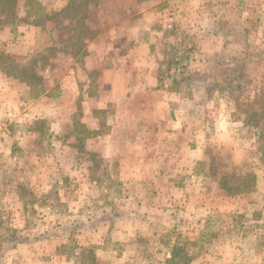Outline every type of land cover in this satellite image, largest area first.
Instances as JSON below:
<instances>
[{
	"label": "rangeland",
	"instance_id": "1",
	"mask_svg": "<svg viewBox=\"0 0 264 264\" xmlns=\"http://www.w3.org/2000/svg\"><path fill=\"white\" fill-rule=\"evenodd\" d=\"M51 2L0 16V264H264V0Z\"/></svg>",
	"mask_w": 264,
	"mask_h": 264
},
{
	"label": "trees",
	"instance_id": "2",
	"mask_svg": "<svg viewBox=\"0 0 264 264\" xmlns=\"http://www.w3.org/2000/svg\"><path fill=\"white\" fill-rule=\"evenodd\" d=\"M15 2L16 0H0V16H3L5 18L11 16L15 6ZM254 100L256 101V103H260V108L259 111L254 110L252 112H245L246 124L251 126L252 128L261 129L264 126V91H261ZM176 258L177 256L175 252L172 251L171 257L167 259V262L171 264L176 260Z\"/></svg>",
	"mask_w": 264,
	"mask_h": 264
},
{
	"label": "crops",
	"instance_id": "3",
	"mask_svg": "<svg viewBox=\"0 0 264 264\" xmlns=\"http://www.w3.org/2000/svg\"><path fill=\"white\" fill-rule=\"evenodd\" d=\"M52 8L55 9H60L63 8L66 4V0H52Z\"/></svg>",
	"mask_w": 264,
	"mask_h": 264
}]
</instances>
